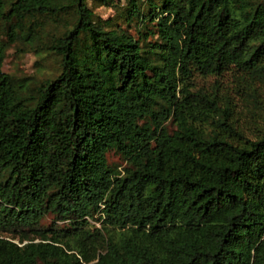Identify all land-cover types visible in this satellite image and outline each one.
I'll return each mask as SVG.
<instances>
[{
  "label": "trees",
  "instance_id": "1",
  "mask_svg": "<svg viewBox=\"0 0 264 264\" xmlns=\"http://www.w3.org/2000/svg\"><path fill=\"white\" fill-rule=\"evenodd\" d=\"M91 1L114 16L0 0V264H264V131L247 136L230 100L194 84L263 79L264 0ZM45 17L58 73L28 105L2 37Z\"/></svg>",
  "mask_w": 264,
  "mask_h": 264
},
{
  "label": "rangeland",
  "instance_id": "2",
  "mask_svg": "<svg viewBox=\"0 0 264 264\" xmlns=\"http://www.w3.org/2000/svg\"><path fill=\"white\" fill-rule=\"evenodd\" d=\"M53 1L67 3L69 0ZM114 1L120 6H125L128 0ZM87 6L100 19L106 20L114 16L113 8L99 2L87 0ZM67 16L69 18L72 16V9L68 10ZM14 23H16L15 20H12L11 24L14 25ZM120 26L136 38L138 30L145 32L151 28L148 24L137 27L133 23H122ZM60 29L58 24L45 17L39 19V26L33 35L26 36L23 31L14 27L12 41H9L10 38L6 35L2 37L5 57L1 69L11 76L17 94L27 99L28 105L33 103L34 99L31 96L35 95L36 87L40 82L58 73L57 61L49 54L46 47ZM154 38V35H149L147 40H154ZM194 84L196 88L203 91L217 93L220 99L230 100L235 112L236 124L247 136L252 137L264 131V77L258 79L251 74L230 69L220 75H197L194 78ZM173 128L172 124H168L169 130ZM107 158L113 164L124 165L123 160L113 152L108 153ZM51 221L52 218L48 215L42 223L48 224ZM0 236L8 235L3 233Z\"/></svg>",
  "mask_w": 264,
  "mask_h": 264
}]
</instances>
